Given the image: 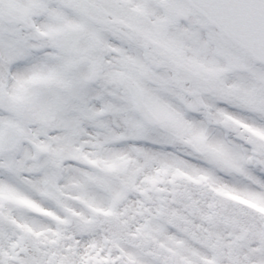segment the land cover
Masks as SVG:
<instances>
[{"label": "snow or ice", "instance_id": "snow-or-ice-1", "mask_svg": "<svg viewBox=\"0 0 264 264\" xmlns=\"http://www.w3.org/2000/svg\"><path fill=\"white\" fill-rule=\"evenodd\" d=\"M0 264H264V0H0Z\"/></svg>", "mask_w": 264, "mask_h": 264}]
</instances>
